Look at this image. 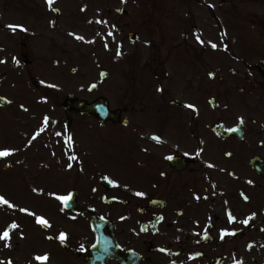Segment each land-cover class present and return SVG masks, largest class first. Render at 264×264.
<instances>
[{"label":"flooded vegetation","instance_id":"obj_1","mask_svg":"<svg viewBox=\"0 0 264 264\" xmlns=\"http://www.w3.org/2000/svg\"><path fill=\"white\" fill-rule=\"evenodd\" d=\"M14 1L0 0V151L11 150L0 185L13 188L5 221L22 264H89L98 240L92 264H264V57L180 56L173 45L194 48L195 17L175 5L165 32L161 0L108 13L124 31L156 30L138 53L119 47L101 64L86 28L56 54L46 0Z\"/></svg>","mask_w":264,"mask_h":264},{"label":"rangeland","instance_id":"obj_2","mask_svg":"<svg viewBox=\"0 0 264 264\" xmlns=\"http://www.w3.org/2000/svg\"><path fill=\"white\" fill-rule=\"evenodd\" d=\"M161 1H163L162 5H165V4L174 5L176 0H169V2L168 1H164V0H161ZM190 2H191V0H190ZM238 3L242 4L243 0H239ZM85 5H88L90 7L89 8L90 10L95 9L96 13L97 12H101V11L104 12V11L107 10V7L111 5V0H65L64 6H62V7H66V9L76 8L75 11L77 12L80 9L81 6H85ZM227 7L228 6L226 5L224 7V9H226ZM233 11H235V12H233ZM233 11H230L229 8H228V11H227L228 13H227L226 16H224V19H223L224 23L232 22L234 24H239L241 30L247 29V28H242V27H245V26L251 27L252 25H255L256 27H258L259 30H261L260 28H262V23L255 22L253 17H252V14H250L248 12H240L238 10L236 11V9L233 10ZM91 15H94V12H93V14H90L89 16H91ZM190 16H192V13L190 14ZM197 16H199V15H197ZM215 16L219 17V14H215ZM259 16L264 17V14L263 15H259ZM148 17H150L153 20V22H155L157 19H159L160 15L152 14V15H148ZM212 21H214V20H212ZM216 21H218V20H216ZM261 21H264V19L261 20ZM224 23H222L221 21L217 22L216 24L213 25V27L221 28V25L223 27H225ZM193 25H195V22L191 21V19H190V21L188 23V27H187L189 32L192 31L191 29H192ZM199 25L201 26L200 28L204 30V32L207 31L208 25L206 23H203V24L200 23ZM73 26L74 25L72 24V27ZM157 27L161 29V28L164 27V24L163 25L159 24ZM157 31L162 34L161 30L157 29ZM164 31H163V33H164ZM176 39H177V37H176ZM176 39H173V40H176ZM262 39H264V36L262 37ZM262 39H260V41H259L260 45L258 44V47L256 48L257 49L256 52L259 55L264 54V45H261V43L264 42ZM176 41H178V39ZM52 44L54 45V42ZM58 46H59V44H58ZM173 47H174V45H173ZM174 49H175V52H177V54H179L181 56V55H183L185 53L196 54L195 52L198 51L200 49V47L199 46H194V48L187 49L185 47V43L184 42H182V45H179V43L176 42ZM227 51H228V53L231 52L230 49H228ZM215 65L218 66L219 62L216 61ZM1 186H5V185L1 184Z\"/></svg>","mask_w":264,"mask_h":264},{"label":"snow or ice","instance_id":"obj_3","mask_svg":"<svg viewBox=\"0 0 264 264\" xmlns=\"http://www.w3.org/2000/svg\"><path fill=\"white\" fill-rule=\"evenodd\" d=\"M47 3L49 4V6L51 7V5L54 3V0H47ZM9 27H11L13 30H15V28L17 27H22V26H17V25H9ZM26 30V29H25ZM80 39H83L82 37H80ZM197 39L199 40L200 38L197 37ZM201 43H203V41H200ZM214 48L216 47V45H212ZM189 107H194L192 105H189ZM156 139H159L158 137H156ZM11 154V150H2L0 151V156H8ZM72 159H74L75 157H71ZM168 159H173V157L169 156L167 157ZM249 183H251V181H249ZM137 195H143V193H137ZM59 199L63 200V201H67L70 199V196H64V197H59ZM0 202L4 203V204H9V202L2 196H0ZM11 206V205H9ZM21 211H25V209H21ZM229 220L230 222L235 220V217L231 216V214L229 215ZM38 222H40L41 224H43L45 227H50V225L48 224V222L46 220H44L43 218H38ZM248 221L245 220L244 223H247ZM12 228H15L16 225L13 224L11 225ZM228 231L227 230H222V236L221 238L223 239L224 235H228ZM0 239H4V240H8L9 239V232L5 231L2 236H0ZM59 239L61 240V242L64 241L65 239V234L61 233ZM9 246V245H6ZM39 259V258H38ZM46 259V257H45ZM8 264H11V261L8 262Z\"/></svg>","mask_w":264,"mask_h":264}]
</instances>
